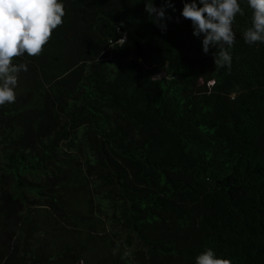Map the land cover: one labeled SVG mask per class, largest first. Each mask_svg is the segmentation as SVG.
<instances>
[{
	"label": "trees",
	"instance_id": "obj_1",
	"mask_svg": "<svg viewBox=\"0 0 264 264\" xmlns=\"http://www.w3.org/2000/svg\"><path fill=\"white\" fill-rule=\"evenodd\" d=\"M60 2L0 106V264H196L209 248L264 264V42H245L247 0L230 68L188 0L160 24L147 0Z\"/></svg>",
	"mask_w": 264,
	"mask_h": 264
},
{
	"label": "clouds",
	"instance_id": "obj_2",
	"mask_svg": "<svg viewBox=\"0 0 264 264\" xmlns=\"http://www.w3.org/2000/svg\"><path fill=\"white\" fill-rule=\"evenodd\" d=\"M247 5L252 10V27L243 33L245 42L249 45L264 42V0H247ZM166 7L174 8L171 0L160 8L147 0L145 11L160 24ZM238 13L244 15L239 0H188L184 4L182 16L191 20L194 35L204 34V52L208 53L210 46L219 49L214 53L216 68L231 67L232 56L224 45L230 48L235 41L233 22ZM64 15L60 0H0V106L15 102L18 73L27 71L26 65L14 64V58L25 53L39 56L53 30L63 23ZM160 26L165 28L166 24ZM196 264H231V261L218 258L209 248L196 257Z\"/></svg>",
	"mask_w": 264,
	"mask_h": 264
},
{
	"label": "rangeland",
	"instance_id": "obj_3",
	"mask_svg": "<svg viewBox=\"0 0 264 264\" xmlns=\"http://www.w3.org/2000/svg\"><path fill=\"white\" fill-rule=\"evenodd\" d=\"M76 264H82V261L81 262H77Z\"/></svg>",
	"mask_w": 264,
	"mask_h": 264
}]
</instances>
